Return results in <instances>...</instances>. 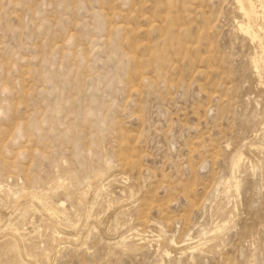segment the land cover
Listing matches in <instances>:
<instances>
[{
  "label": "rangeland",
  "instance_id": "374dc122",
  "mask_svg": "<svg viewBox=\"0 0 264 264\" xmlns=\"http://www.w3.org/2000/svg\"><path fill=\"white\" fill-rule=\"evenodd\" d=\"M0 264H264V0H0Z\"/></svg>",
  "mask_w": 264,
  "mask_h": 264
},
{
  "label": "bare ground",
  "instance_id": "6f19581e",
  "mask_svg": "<svg viewBox=\"0 0 264 264\" xmlns=\"http://www.w3.org/2000/svg\"><path fill=\"white\" fill-rule=\"evenodd\" d=\"M244 1H245V0H244ZM248 1H249V0H248ZM244 3H245V2H244ZM246 4H247V3H246ZM246 4H245V5H246ZM242 5H243V4H242ZM242 5H241V6H242ZM247 5H248V4H247ZM248 7H250V6H248ZM248 7H247V8H248ZM243 8H244V5H243ZM251 8H252V7H251ZM259 8H260V7H259ZM244 9H246V8H244ZM246 10H247V9H246ZM257 10H258V9H257ZM262 10H263V9H262ZM245 12H246V11H245ZM249 12H250V11H247L246 13H249ZM254 13H255V12H254ZM261 14H262V12H261ZM255 17H256V16H255ZM246 19H247V18H246ZM250 26H251V25H250ZM117 27H119V26H117ZM148 30H149V29H148ZM138 31H139V29H138ZM145 32H146V31H145ZM254 35H256L255 32H254ZM255 38H256V37H255ZM256 39H257V38H256ZM250 40H251V39H250ZM252 65H253V64H252ZM240 159H241V158H240ZM239 163H240V162H239ZM132 164H133V163H132ZM236 167H237V166H236ZM234 181H235V180H234ZM183 247H184V244H183Z\"/></svg>",
  "mask_w": 264,
  "mask_h": 264
}]
</instances>
